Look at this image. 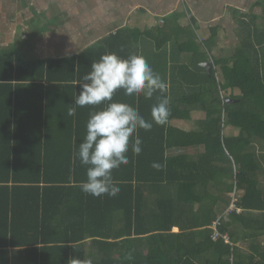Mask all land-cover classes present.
I'll return each mask as SVG.
<instances>
[{
	"label": "trees",
	"instance_id": "1",
	"mask_svg": "<svg viewBox=\"0 0 264 264\" xmlns=\"http://www.w3.org/2000/svg\"><path fill=\"white\" fill-rule=\"evenodd\" d=\"M236 12L238 45L222 62L223 80L202 66L215 37L168 75L171 37L159 28L144 32L145 48L142 33L124 29L62 59L0 55V264H264L255 234L264 230V0ZM107 54L144 56L170 87L114 97L155 126L139 129L142 153L130 150L131 162L113 172L121 192L95 198L80 188L87 168L78 152L90 113L108 105L68 110ZM165 95L172 116L162 126L152 107Z\"/></svg>",
	"mask_w": 264,
	"mask_h": 264
},
{
	"label": "crops",
	"instance_id": "2",
	"mask_svg": "<svg viewBox=\"0 0 264 264\" xmlns=\"http://www.w3.org/2000/svg\"><path fill=\"white\" fill-rule=\"evenodd\" d=\"M255 2L0 0V55L9 53L17 61L26 62L62 59L101 43L124 29L142 33V47L144 44H151L150 40H145L147 38L143 36L144 32L159 28L165 29L171 37L163 50L168 54V75H171L174 66L194 61L199 47L215 37L211 52L208 53L210 57L202 66L210 62V70L214 68L217 78L223 80L222 62L232 59L231 48L235 49L238 44L236 11L248 12ZM242 4L249 10L243 11ZM258 9L255 8L254 11L260 12ZM154 53L158 54L155 50ZM215 61H220L221 64L215 66ZM174 232H178V229L175 228ZM255 234L259 235L257 239L261 247L264 246V230H258ZM246 248V245H242L244 252Z\"/></svg>",
	"mask_w": 264,
	"mask_h": 264
},
{
	"label": "clouds",
	"instance_id": "3",
	"mask_svg": "<svg viewBox=\"0 0 264 264\" xmlns=\"http://www.w3.org/2000/svg\"><path fill=\"white\" fill-rule=\"evenodd\" d=\"M83 80L85 82L80 84L82 92L75 105L69 106L68 115L75 116L77 107L99 108L104 104L108 106L90 113L86 139L78 152L81 164L87 168V181L82 182L80 188L85 194L95 198H114L122 189L114 180L113 172L121 165L131 162L128 156L130 150L136 155L142 153L143 139L139 135V129L151 130L155 126L140 113L138 107L113 102L114 97L123 90L128 97L138 98L144 94L151 98L157 90L167 93L170 86L147 58L137 54L126 59L117 54L104 55L99 62L91 64V71ZM170 104V95H165L159 97L158 103L153 105L152 115L157 124L165 126L170 122ZM153 167L163 170L166 164L154 162ZM229 209L226 214L230 212ZM68 264H93V260L73 257Z\"/></svg>",
	"mask_w": 264,
	"mask_h": 264
},
{
	"label": "built area",
	"instance_id": "4",
	"mask_svg": "<svg viewBox=\"0 0 264 264\" xmlns=\"http://www.w3.org/2000/svg\"><path fill=\"white\" fill-rule=\"evenodd\" d=\"M235 209H236V206H235V200L233 199V202H232V205H231L229 211H230V210H235ZM237 211L240 212L239 209H237ZM219 220H220V219H219ZM219 220H218L217 222L214 223V228H215V229H216V226L219 224ZM218 238H223V239H225V241H226L227 243H229V239H228V237L220 235V234L215 230V233H214V235H213V239H218Z\"/></svg>",
	"mask_w": 264,
	"mask_h": 264
},
{
	"label": "rangeland",
	"instance_id": "5",
	"mask_svg": "<svg viewBox=\"0 0 264 264\" xmlns=\"http://www.w3.org/2000/svg\"><path fill=\"white\" fill-rule=\"evenodd\" d=\"M254 2H255V0H254ZM241 9H242L243 11H247V10H249V9H245V8H244V4L241 5ZM258 10H259V9H258ZM259 23L261 24V23H263V22H259ZM259 23H258V24H259ZM234 43H235V42H234ZM234 45H236V43H235ZM237 45H238V44H237ZM237 45H236V46H237ZM232 51L234 52V47L231 48V53H232ZM197 116H198V117H201L202 115H201V114H198V115H196V117H197ZM230 131H231V130H227L226 132L228 133V132H230ZM194 151H196V150H189L188 153H190V154H195Z\"/></svg>",
	"mask_w": 264,
	"mask_h": 264
},
{
	"label": "water",
	"instance_id": "6",
	"mask_svg": "<svg viewBox=\"0 0 264 264\" xmlns=\"http://www.w3.org/2000/svg\"><path fill=\"white\" fill-rule=\"evenodd\" d=\"M203 67L207 70V72H208V74H209V73H210L211 63H210V62L205 63V64L203 65Z\"/></svg>",
	"mask_w": 264,
	"mask_h": 264
}]
</instances>
